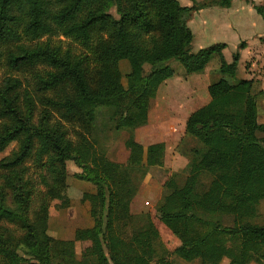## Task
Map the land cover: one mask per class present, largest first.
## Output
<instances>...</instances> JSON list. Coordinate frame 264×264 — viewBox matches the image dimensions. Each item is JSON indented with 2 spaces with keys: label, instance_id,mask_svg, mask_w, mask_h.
<instances>
[{
  "label": "trees",
  "instance_id": "16d2710c",
  "mask_svg": "<svg viewBox=\"0 0 264 264\" xmlns=\"http://www.w3.org/2000/svg\"><path fill=\"white\" fill-rule=\"evenodd\" d=\"M192 1L185 6L179 0H0V45L10 47L4 54L8 71H31L37 95L13 76L0 86V151L19 143L0 159V223L21 230L16 235L9 227L0 228V264H14L19 250L34 264H156L159 231L148 213L131 212V202L149 169L163 166L166 145H148L144 162L131 154L128 162L119 163L106 156L102 134L148 122L164 80L160 62L178 60L191 73L214 55L220 57L221 77L208 87L210 101L188 116L178 146L188 157L184 181L176 179L177 173L165 181L157 211L183 237L173 251L180 259L217 264L227 257L229 264H264V223L255 221L264 200V122L258 119L255 82L238 77L240 52L227 61L226 43L192 49L194 33L188 21L195 10L212 3ZM254 6L264 15L263 5ZM178 40L183 48L172 52ZM124 48L151 66L145 74L143 65L129 57L138 77L129 105L121 102L118 85ZM187 138L195 145L184 149ZM36 141L37 158H46L50 177L42 180L48 189L41 194V211L33 217L34 192L25 179L24 162ZM68 161L82 168L76 177L96 186L99 202L91 209L93 226L78 228L73 239L65 240L37 227L34 220L49 216V200L67 186ZM7 190L15 192V205L8 203ZM128 218L134 228L131 239L125 240L114 223ZM179 222L186 225L183 231ZM194 222L206 228L196 237L189 232ZM85 240L94 253L80 259L76 242Z\"/></svg>",
  "mask_w": 264,
  "mask_h": 264
},
{
  "label": "rangeland",
  "instance_id": "374dc122",
  "mask_svg": "<svg viewBox=\"0 0 264 264\" xmlns=\"http://www.w3.org/2000/svg\"><path fill=\"white\" fill-rule=\"evenodd\" d=\"M115 13V9L112 10ZM195 12V11H194ZM194 12L192 13L190 19L193 17ZM189 19V21H190ZM188 21V22H189ZM53 40L58 41V37H53ZM65 40V43L69 40ZM247 45L246 42H242ZM241 43V46H242ZM67 44V43H66ZM71 46H73L77 51L80 50V47L70 42ZM10 48L7 45H0V86L5 81L7 76H13L16 78H20L23 81L22 88L29 90L30 93H33L35 98L36 92L33 87L34 78L33 75L28 71H8L7 64L5 62L4 54ZM183 48V42L178 40L175 45L172 47L171 51L174 52ZM243 48V47H241ZM250 52L246 56V51L243 52V58L240 59L238 68L239 69V77L247 75H253V80L255 82L254 92L258 94V106H259V116L258 119L260 122H264V36L260 39L259 42L252 43V47L249 50ZM235 51L233 49H227L225 52L226 58L231 61L233 58V53ZM240 52V51H239ZM134 57L137 59L144 68V73H148L151 69L149 63H146L139 55H137L134 51H131L127 48L122 50L121 55V70L122 77L118 82L119 88L122 91L121 94V102L125 105H129L135 97V92L131 89L132 85L137 82L138 77H136L131 69L129 57ZM211 63H215L216 66L219 67V57L214 56L210 61ZM159 67L165 69V78L177 81H183V75H181L180 70H184L183 64L178 60H166L162 61L158 64ZM175 72V73H174ZM248 74V75H249ZM218 78L216 68L213 70L211 68L210 77H208L205 81L206 83L201 84L199 90L197 92L190 91V93L184 90L182 85L176 84L173 85L172 82L163 84L159 95L153 99L151 103V108L149 111L148 122L142 126H139L133 130L122 129L120 131H106L102 134V145L105 150V153L108 152V148H112L111 154L113 157H121L125 156L126 151L128 150L131 154L141 155L144 154V146L147 143H156V142H164L166 145V162H164L163 166H154L149 169V172L139 184V190L134 198H136L134 206L131 208L132 213L138 214L142 212L148 213L156 228L160 234V241L157 244V253L154 258V262L156 264H201L199 260L193 261H185L180 259L177 255L173 253V251L180 244L183 243V237L178 234L172 225L166 223L162 218H160V214L157 211V205L159 201L162 199L165 193L164 183L165 181L172 176L173 173H177L176 179L182 183L185 178V160H181V157L177 154L183 155L178 146L181 143L183 137L182 133L186 124L187 114L200 106L206 103L204 99L206 93L208 98H210V94L206 89V84ZM173 85V88H171ZM177 88L175 89V87ZM22 88H19L21 91ZM261 91V92H260ZM22 97L24 91L19 92ZM54 95V94H53ZM197 95V96H196ZM196 97L200 98L199 102H196ZM23 102V101H22ZM1 123V121H0ZM69 134L72 138L74 137V128L71 125H68ZM260 135L264 136V132ZM128 137V149L126 148L127 142L125 145V140ZM182 137V138H181ZM181 138V139H180ZM139 141V142H138ZM135 143L138 146L135 147L138 152L131 149L132 144ZM139 143V144H138ZM187 144V145H186ZM195 145V142L191 138H187L182 147L188 148L189 146ZM197 145V143H196ZM19 146L18 141H13L4 151H0V159L2 157L11 155L13 151L17 150ZM112 146V147H110ZM37 149H38V141H36L35 147L31 153V155L25 160V179L29 181L30 186L33 189V201L31 206V215H35L38 211H41L43 202H42V193L47 191V186L43 183V179L46 177H50L49 167L45 164L46 158L39 160L37 158ZM187 157V156H186ZM188 158V157H187ZM82 171V168L77 166L74 161L67 162V186L59 188L55 195L51 197L49 200V216L50 213L56 214L59 210L60 205H56V199L58 193H63L60 195V199L65 206L63 210L65 212L76 211L77 213H86L87 205H90V212L94 203L90 202L88 199L92 198V195H89V191L93 185L92 182L88 180H82L76 177L77 172ZM3 172L0 170V184L3 181ZM69 181V184H68ZM91 183V184H90ZM95 186V185H94ZM94 189L93 186L91 188ZM96 189V186H95ZM65 192V193H64ZM133 198V199H134ZM7 201L11 205H15L17 203V197L14 191L7 190ZM69 201H72L75 204H71ZM77 202V203H76ZM149 202V204H147ZM98 203V202H97ZM105 213V212H104ZM49 216L44 219L34 220L35 224L39 228H45L49 231L51 235L56 238L57 237L51 230V228H47L49 225ZM34 217V216H33ZM83 217V216H82ZM119 222V230L116 227L115 221V229L116 232L125 240H130L133 235L134 224L131 218L128 219H117ZM130 223V227L128 228L127 222ZM255 221L258 223H264V200L261 201L259 205V212ZM118 222V221H117ZM178 228L182 229L186 227L185 224L179 222ZM9 227L11 232L19 235L21 230L19 227L12 225L10 223H0V228ZM181 226V227H180ZM198 222H194L192 225H189V232L193 234V236H199L201 233H204L206 228H201ZM82 228V227H81ZM185 230V229H184ZM189 235V234H188ZM194 238V237H192ZM62 239V238H59ZM73 239V238H72ZM191 239V236H190ZM67 240V239H65ZM76 255L78 258L90 256L94 253V248L90 241H79L76 242ZM35 260L30 256L25 254L23 250H19V254L14 258V264H34ZM230 259L227 257H221L217 264H229ZM250 264H258L257 262H251Z\"/></svg>",
  "mask_w": 264,
  "mask_h": 264
},
{
  "label": "crops",
  "instance_id": "0c3cea01",
  "mask_svg": "<svg viewBox=\"0 0 264 264\" xmlns=\"http://www.w3.org/2000/svg\"><path fill=\"white\" fill-rule=\"evenodd\" d=\"M179 1L182 5H185V6H192L193 4L192 0H179ZM196 1L203 3L209 0H196ZM210 1H212L211 4L203 6L202 8L198 10H195L193 17L188 22L189 26L191 27L194 33L192 49L194 51H197L200 48H203V47L215 44V43L224 42L226 43V47L223 49V55L227 61H229L225 55V52L227 49H233L234 51H240V59L243 58V52L245 51H246V56H247V54L250 52L249 51L250 48L252 47V43H255V42L260 43V39L264 36V15L260 14L254 6V4L259 5V6L261 5L264 6V0H230L229 5L223 4L224 0H210ZM221 1L222 3H219ZM242 42L247 43V45L244 46L243 48H241ZM214 56H218V55H214ZM172 60H175V59H172ZM211 68L213 70L216 68L218 78L206 84V89L208 90L209 85L217 81L221 77L220 57H219V67L216 66L215 63L210 64V62H208L207 64L199 67L196 71L191 72V73L187 72L185 68L184 70H180L179 73L183 75V81L173 80V77H172V80L170 79L168 80L165 78V75H166L165 73L164 80L160 84L157 94L159 95V92L161 91L163 84L165 83L171 84L172 82H175L173 83V85H176V84H178V86L182 85L184 87V90L187 93L188 92L190 93V91L197 92L201 84L206 83L205 80L208 77H210ZM239 69L240 68H238L237 70L238 75H239ZM248 74L244 76H240V78L252 79L253 75H250V74L248 75ZM173 85H171L172 86L171 88H173ZM176 88L177 86L175 87V89ZM204 99L206 100V103H208L211 99V96L210 98H208V95L206 93V96ZM199 101H200V98L196 97V102H199ZM191 112L187 114L186 119H188V116L190 115ZM120 130H109V131L112 132V131H120ZM185 131H186V124L183 130V133H182V137L185 135ZM126 142H127V145H126ZM125 145L127 146L126 147L127 149H128V146L130 148V145L128 144V137L125 140ZM148 145H150V143H147L144 146V154H141V155L135 154L133 156V158L136 161L138 162L146 161ZM137 146H138L137 144L133 143L131 146V149L138 152V150L135 148ZM166 150L167 149H165L164 162L167 161L166 160ZM111 151H112V148H108V152H106V156L114 162L126 163L130 160L131 153L128 150L126 151L125 156H121V157H113L111 154ZM177 155H178V159L180 156L181 160H185V164L183 167H186L188 163V158L185 155H181V154L180 155L177 154ZM68 184H69V181H68ZM90 186L91 187H89L90 188L89 195H92V198L88 200L92 203L94 202L97 203L99 202V199L97 196L95 186L94 184ZM92 186L94 188L93 190L91 189ZM61 192L58 193L56 199H54V200H57L56 201L57 203H54V204L60 205V208L56 212V214L54 213L53 215V213H50L49 225L52 224V227L47 226V228H51L50 231H52L59 238L72 239L74 238L75 232L78 228L93 226L94 218L92 217L91 212H90V207H89L90 205H87L88 207L86 208V213L85 214L82 213L83 217L81 216V213H77L74 210L65 212V210L63 209H65L64 207L67 206L65 204L67 203V201L63 203L62 200L59 198L60 195L63 194ZM135 200L136 198L132 200L131 208L134 206ZM69 202L71 204H75L72 201H69ZM147 204H149V202H147ZM119 222L121 221L116 220V227H118V230H119ZM126 222L129 228L130 223H128V221Z\"/></svg>",
  "mask_w": 264,
  "mask_h": 264
}]
</instances>
